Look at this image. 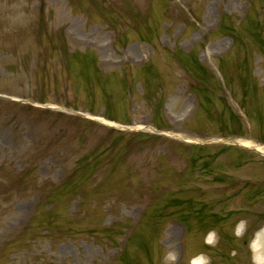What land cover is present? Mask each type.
<instances>
[{
  "label": "rangeland",
  "instance_id": "374dc122",
  "mask_svg": "<svg viewBox=\"0 0 264 264\" xmlns=\"http://www.w3.org/2000/svg\"><path fill=\"white\" fill-rule=\"evenodd\" d=\"M239 139L264 146V0H0V264H255Z\"/></svg>",
  "mask_w": 264,
  "mask_h": 264
},
{
  "label": "bare ground",
  "instance_id": "6f19581e",
  "mask_svg": "<svg viewBox=\"0 0 264 264\" xmlns=\"http://www.w3.org/2000/svg\"><path fill=\"white\" fill-rule=\"evenodd\" d=\"M99 121L105 123V124H109L114 126V124L109 123L101 118H97ZM135 129L140 128L142 129L143 127H134ZM147 130H149V128H145ZM239 145L246 147V148H251L254 149L256 151H258L259 153H261L262 155H264V146L256 144L252 141H248L245 139H239L237 141ZM252 252H253V257H254V263L255 264H264V230H262L259 234H257L256 238L254 239L253 243H252Z\"/></svg>",
  "mask_w": 264,
  "mask_h": 264
}]
</instances>
